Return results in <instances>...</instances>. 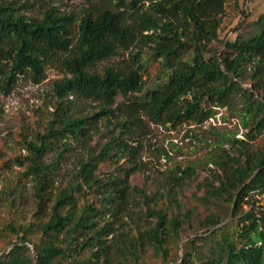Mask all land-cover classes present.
<instances>
[{
  "label": "trees",
  "instance_id": "obj_1",
  "mask_svg": "<svg viewBox=\"0 0 264 264\" xmlns=\"http://www.w3.org/2000/svg\"><path fill=\"white\" fill-rule=\"evenodd\" d=\"M226 3L0 0V94L64 73L53 110L21 131L23 171L1 192L24 199L26 178L35 208L0 226V264H264V12L219 52ZM152 61L160 71L146 84ZM216 106L242 116L247 139L216 142L202 179L193 163L145 175L152 124L201 123Z\"/></svg>",
  "mask_w": 264,
  "mask_h": 264
},
{
  "label": "rangeland",
  "instance_id": "obj_2",
  "mask_svg": "<svg viewBox=\"0 0 264 264\" xmlns=\"http://www.w3.org/2000/svg\"><path fill=\"white\" fill-rule=\"evenodd\" d=\"M264 12V0H227L226 11L220 28V40L213 43V47L219 52L225 50L224 42L234 41L238 34L248 37L253 33V22ZM250 69V67H248ZM160 64L152 61L144 72L146 84H151L158 76ZM247 72V71H246ZM48 77L39 84L28 80H20L13 90L8 94H0V226L14 221L23 222L31 219L34 211V199L32 197L31 183H27L24 190V199H17L14 203L13 194L2 193L4 186L11 185L17 181V174L23 171L15 165V159L21 154H27L22 142L21 131L24 127L29 131L34 129L36 122L46 119L50 110H53V81L62 78L64 73L55 68H49ZM245 86H251L248 80ZM264 92V91H262ZM150 133L142 139L144 150L142 159L146 163L145 175L153 179H160L168 175L176 166L185 167L193 163L197 168L198 179L209 174L210 170L206 162L215 153V143L225 136L236 135V137L247 139L246 132L249 129L243 125L242 116L228 107H214L211 116L201 123H184L169 127L152 124ZM260 135L252 144L258 145L262 141ZM14 166V171L4 164ZM74 154L69 155L62 166V176L70 172L76 164ZM209 166H213L209 164ZM144 173L135 177L136 183H142ZM13 176V177H12ZM195 190V182L185 186L181 199L185 200ZM254 192V191H252ZM263 196H256V204H262ZM195 201H193L194 203ZM196 204V202L194 203ZM245 209H250L249 203L244 204ZM205 207L198 204L195 212H204ZM185 234H183L184 236ZM194 236L190 234L183 238L180 247L187 238ZM176 250V246H174ZM183 249L180 248V253ZM155 259L149 257L147 264H153Z\"/></svg>",
  "mask_w": 264,
  "mask_h": 264
}]
</instances>
